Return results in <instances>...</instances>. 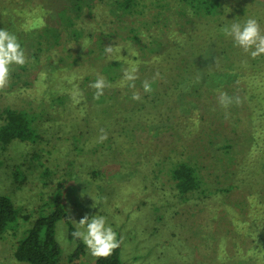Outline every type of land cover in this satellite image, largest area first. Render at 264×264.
Returning a JSON list of instances; mask_svg holds the SVG:
<instances>
[{"label": "rangeland", "instance_id": "obj_1", "mask_svg": "<svg viewBox=\"0 0 264 264\" xmlns=\"http://www.w3.org/2000/svg\"><path fill=\"white\" fill-rule=\"evenodd\" d=\"M145 1L147 8L132 17L114 0H0V29L18 37L27 58L24 66H12L9 84L0 90V114L7 107L30 113L40 134L34 143L0 146V194L20 210L17 224L0 236V264H28L14 259V248L35 218L52 210L57 189L74 226L85 215L106 217L122 238V264H264V54L253 59L222 31L249 17L264 30V0H222L220 13L208 21L218 27V48L211 59L202 55H209L203 65L211 63L210 76L200 70L205 77L140 115L131 113L130 120L123 111L135 100L109 110L84 101L79 86L102 68L85 46L66 43L67 50L60 45L39 52L38 60L31 56L46 24L57 28L53 37H110L101 51L105 61L138 54L127 40L135 33L131 27L145 42L149 35L163 37L180 51L173 44L183 37L179 27L163 25L173 23L169 11L182 0ZM108 45L115 46L111 55ZM165 51L142 54L135 87L122 79L120 96L147 94L145 80L165 90L164 79L175 73L180 57ZM77 92L82 97L74 99ZM220 93L232 98L227 108L218 102ZM183 161L195 165L206 190L190 200L175 198L169 176L170 167ZM56 239L59 264L96 261L86 247L71 259L76 244L64 220L56 223Z\"/></svg>", "mask_w": 264, "mask_h": 264}, {"label": "trees", "instance_id": "obj_2", "mask_svg": "<svg viewBox=\"0 0 264 264\" xmlns=\"http://www.w3.org/2000/svg\"><path fill=\"white\" fill-rule=\"evenodd\" d=\"M222 2V0H182L178 9L171 10V12L169 11V14H171L169 15V19L172 20L171 22L173 23L163 26L177 25L179 27L183 37H181L179 43L176 44L173 42V44L175 50L180 46V51L174 52L172 46H170V41H163V37L149 35L150 40L145 42V40H143L145 38L140 35V29L131 27L132 32L135 33L134 36L127 37V40L130 41V44L134 45V50L138 54H134L130 58L115 55L111 59L105 61L108 55L103 56L101 51H104L103 44L106 43L110 37H53L56 35L54 31H57V28L52 27L50 24H46L43 33L34 37L31 56L38 60L39 52L57 51L60 45L62 51L67 50L68 46L66 43H73L74 45L79 44L81 47L85 46L87 48L85 54L95 53L96 55L93 57L96 61H101L102 68L100 69V75L86 76L83 81L84 84L80 85L81 87L79 86V92L84 94V98L86 99L84 101L86 103L91 101L94 105L102 104L104 110L106 107L109 110L111 107H117L119 104L128 102V100L132 101V95L124 98L122 95L120 96L116 89V85L123 79V69L133 65L135 66L139 57L141 56L143 58L142 54L145 56L148 51L160 53L167 49L165 52L168 57H171L173 54H179L178 56L180 57H177L175 62V73L172 72L171 76L164 79L167 84L166 89L162 91L158 90L156 89V83L152 82L153 80H148L152 85V91L147 94H141L140 101H134L133 107L123 111L126 118L130 117V114L134 112L135 115H140L142 114L141 110L143 108L150 105L155 107L158 102L163 103L165 98L168 99L174 93L175 95L176 93H181L186 86L193 85L196 80L205 77L202 73H199L200 70H204L205 75L210 76L211 71H207V69H209L208 67L211 63L208 65L203 64L204 59L206 60L209 55L211 59L214 55L212 53L214 45L218 48L214 43L218 27L209 24L208 21L220 13ZM114 4L117 6L118 10L132 17H135L138 12L140 13V10L146 9L148 6L145 0H114ZM140 28L143 29L144 27L141 26ZM49 30L51 31L48 32ZM156 30L161 31V27L157 24ZM63 38L66 42L61 40ZM116 42L118 43L119 40H116ZM204 53L209 55L202 56ZM216 59L217 58L214 57L212 62H215ZM94 67L95 66H93V68ZM98 76H103L111 87L105 88L104 94L100 96L99 99H95L94 95L96 90L89 87V85L93 83ZM148 76L150 77V73ZM213 80L215 82L223 81L222 79L215 78H213ZM106 90L110 91L106 92ZM122 99L124 101H122ZM130 119H133V117L127 120ZM0 120V146L3 148L14 142L34 143L40 140V134L37 132L34 117L30 113L7 107L0 114ZM159 135L160 134H156V138H158ZM18 174L19 173H17V175ZM169 176L174 183L173 195H175L176 199L190 200V197L198 196L206 192V190H204V183L199 177L195 165L187 161L171 166L169 169ZM19 214L20 210L16 207L11 197L0 194V236L17 224ZM23 217L24 219H28L27 214ZM59 220H64L68 228V237L76 244L71 259L72 257L74 258L80 255V253L84 251L85 246L81 241L74 240L71 236L72 231L75 230V226L72 224L71 217L65 208V195L61 189H57L52 197V210L36 217L32 225L27 228L22 233V237L20 236L18 239L13 251L14 259L28 264H59L61 248L56 239V223ZM120 252L121 244L109 257L97 258L92 264H122Z\"/></svg>", "mask_w": 264, "mask_h": 264}, {"label": "clouds", "instance_id": "obj_3", "mask_svg": "<svg viewBox=\"0 0 264 264\" xmlns=\"http://www.w3.org/2000/svg\"><path fill=\"white\" fill-rule=\"evenodd\" d=\"M222 31L225 36L232 38L234 46L242 48L253 59L264 54V30L261 29L257 19L249 17L243 24L232 23L230 26H224ZM114 47L112 45L105 46V53L111 55L114 52ZM128 53L130 56L133 54ZM26 62L27 58L18 37L6 28L0 29V90L8 86L12 66L22 67ZM137 72L138 67L134 65L123 69V81L128 82L129 87H135V81L138 79ZM156 76H159L158 72ZM89 87L96 90L94 98L99 99L104 94V89L111 85L103 76H98ZM142 87L145 93L152 91V85L147 80L143 81ZM77 97H82V93L77 92L74 99ZM131 99L140 101L139 92H133ZM80 102L82 101L77 99V103ZM218 102L227 108L232 103V98L227 93H220ZM235 102L239 104L240 98L236 97ZM101 133L99 139L100 142H103L107 139V134L103 129H101ZM71 236L74 240L81 241L90 255L98 259L109 257L115 249L120 247L122 242V238L118 239L117 232L107 223L106 217L100 215L91 217L85 215L78 222L75 221V230L72 231Z\"/></svg>", "mask_w": 264, "mask_h": 264}]
</instances>
